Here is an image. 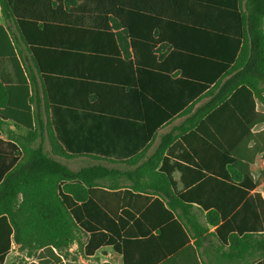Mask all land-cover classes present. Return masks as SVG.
Returning <instances> with one entry per match:
<instances>
[{"label": "trees", "instance_id": "16d2710c", "mask_svg": "<svg viewBox=\"0 0 264 264\" xmlns=\"http://www.w3.org/2000/svg\"><path fill=\"white\" fill-rule=\"evenodd\" d=\"M0 6V264L13 242L35 257L28 264H83L80 256L91 261L103 247L122 264H264V197L256 191L264 171L257 179L250 168L264 159V129L255 130L264 123L256 109L264 105V0ZM49 25L109 33L134 57L136 96L150 106L128 123L144 133L134 151L89 150L88 135L66 136L56 120L31 111L39 98L28 92L36 83L20 39L36 63L31 34ZM21 64L27 77L17 74ZM144 70L154 81L142 80ZM160 80L176 94L164 93ZM78 158L90 164L73 170L61 161Z\"/></svg>", "mask_w": 264, "mask_h": 264}, {"label": "crops", "instance_id": "0c3cea01", "mask_svg": "<svg viewBox=\"0 0 264 264\" xmlns=\"http://www.w3.org/2000/svg\"><path fill=\"white\" fill-rule=\"evenodd\" d=\"M0 25H4L1 6ZM31 36L36 63L28 47L20 39L23 55L26 59L31 57L28 62L32 64L31 72L36 83L35 90L29 85L28 92L30 96L36 92L39 98L38 102H29L31 111H41L44 119L56 120L61 133L66 136L77 138L88 135L91 141L86 143V147L89 150L134 151L141 143L144 133L141 135L136 132L135 121L130 128V118L140 115L143 111H150L149 104L145 106L136 96L134 57L126 58L109 33L90 28L49 25L41 29L36 28ZM5 46L6 42L1 48L8 51L9 44ZM20 58L19 52H16L18 62ZM3 69L14 77V70L9 61L3 64ZM20 69L21 72L18 69L17 74L27 77L22 64ZM152 77L149 76V71L142 72L144 82L154 81ZM160 81L164 93H170L174 89L176 94V86H168H171L172 82ZM19 91L26 93L24 87ZM256 109L264 113V105L260 101L256 102ZM181 120L178 118L160 129L147 152L151 153L159 144L161 136ZM107 122L118 124L107 126ZM10 129H15L14 125L5 126L3 136L6 137V132ZM263 129L264 123L258 125L255 130ZM45 147L50 149L47 141ZM250 168L253 176L258 179L264 171V159L258 155ZM175 178L179 180V172L175 173ZM263 183L264 180L256 191L262 192L264 197ZM76 249L77 244H74L70 251L74 252ZM23 260L26 264L36 262L35 257L20 251L19 245L13 242L4 264H21ZM79 261L83 264H122V257L112 247H103L96 252L93 260L80 256Z\"/></svg>", "mask_w": 264, "mask_h": 264}, {"label": "rangeland", "instance_id": "374dc122", "mask_svg": "<svg viewBox=\"0 0 264 264\" xmlns=\"http://www.w3.org/2000/svg\"><path fill=\"white\" fill-rule=\"evenodd\" d=\"M61 161L66 163V165L73 170H77L85 165L90 164L87 158H78V159H72V160L61 159ZM99 256L101 258L103 257L102 254H100Z\"/></svg>", "mask_w": 264, "mask_h": 264}]
</instances>
